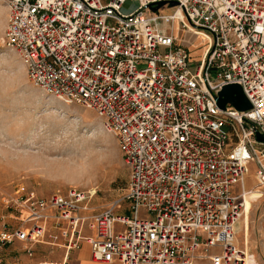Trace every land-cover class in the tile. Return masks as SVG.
<instances>
[{"label":"built area","instance_id":"2783aa9c","mask_svg":"<svg viewBox=\"0 0 264 264\" xmlns=\"http://www.w3.org/2000/svg\"><path fill=\"white\" fill-rule=\"evenodd\" d=\"M0 1L5 45L31 85L92 110L129 171L123 196L92 215L75 186L8 198L25 216L1 226L0 264L15 241L31 255L49 228L68 250L85 240L95 262L249 264L235 225L245 194L264 193V0H136L128 11L127 0ZM172 22L202 38L198 58ZM233 83L247 110L219 105Z\"/></svg>","mask_w":264,"mask_h":264},{"label":"rangeland","instance_id":"374dc122","mask_svg":"<svg viewBox=\"0 0 264 264\" xmlns=\"http://www.w3.org/2000/svg\"><path fill=\"white\" fill-rule=\"evenodd\" d=\"M137 4L127 0L123 9ZM6 13L0 1V228L18 225L25 216L6 203L18 194L49 197L75 186L86 192L84 212L98 213L120 199L127 185L129 171L116 141L92 110L66 104L31 85L17 52L5 45ZM171 26L176 41L198 58L206 45L202 38L180 29L177 22ZM253 173L250 165L246 190H254ZM257 194L264 195L251 191L246 196L247 209Z\"/></svg>","mask_w":264,"mask_h":264},{"label":"crops","instance_id":"0c3cea01","mask_svg":"<svg viewBox=\"0 0 264 264\" xmlns=\"http://www.w3.org/2000/svg\"><path fill=\"white\" fill-rule=\"evenodd\" d=\"M84 232L91 233L88 229ZM235 242L250 253L249 264H264V195L251 200L249 209L246 206L245 211L241 212L235 225ZM65 243L59 230L49 228L42 241L30 246L31 255L23 250L26 244L22 242L9 245L5 249L2 264H118L93 261L90 245L85 240L80 242L78 248L69 250ZM195 264L211 263L203 260Z\"/></svg>","mask_w":264,"mask_h":264},{"label":"water","instance_id":"95a60500","mask_svg":"<svg viewBox=\"0 0 264 264\" xmlns=\"http://www.w3.org/2000/svg\"><path fill=\"white\" fill-rule=\"evenodd\" d=\"M161 4H163V1L159 2L157 6H160ZM175 4L176 3L174 1L169 2V5L171 6ZM219 95L222 97L218 99V103L222 107L226 102H229L238 110H247L250 108V103L238 84L233 83L223 86L222 90L219 92ZM257 137L264 140V137L260 136L259 134H257Z\"/></svg>","mask_w":264,"mask_h":264},{"label":"bare ground","instance_id":"6f19581e","mask_svg":"<svg viewBox=\"0 0 264 264\" xmlns=\"http://www.w3.org/2000/svg\"><path fill=\"white\" fill-rule=\"evenodd\" d=\"M246 190V188L244 189V191ZM251 192H249V193H247V194H245V196H247L248 194H250ZM244 196V200H243V204H244V208H243V211H245V209H246V206H247V201H246V197ZM242 211V212H243Z\"/></svg>","mask_w":264,"mask_h":264}]
</instances>
